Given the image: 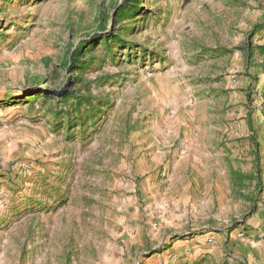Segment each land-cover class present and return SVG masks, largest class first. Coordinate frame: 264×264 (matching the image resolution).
Wrapping results in <instances>:
<instances>
[{
	"label": "rangeland",
	"instance_id": "rangeland-1",
	"mask_svg": "<svg viewBox=\"0 0 264 264\" xmlns=\"http://www.w3.org/2000/svg\"><path fill=\"white\" fill-rule=\"evenodd\" d=\"M123 1L0 0V264H264V0Z\"/></svg>",
	"mask_w": 264,
	"mask_h": 264
},
{
	"label": "trees",
	"instance_id": "trees-1",
	"mask_svg": "<svg viewBox=\"0 0 264 264\" xmlns=\"http://www.w3.org/2000/svg\"><path fill=\"white\" fill-rule=\"evenodd\" d=\"M140 6L137 4L136 0H124L122 7L118 10V16H124V15H130L133 11H135L136 9H138ZM120 33H115L113 34L109 39L110 41H116V42H120V38H119ZM104 41L107 42L108 39L106 36H103L100 38V41ZM92 47V44L85 46L84 50L82 51L83 48V44L79 45L78 48H76V50L71 53V51H69V59L66 61V66L70 65L71 67H75L78 63H80L79 57L80 55H83V53H85L86 51H88L90 48ZM253 51V47H247L246 49V53L248 55H251ZM83 67L79 68L78 71H81ZM60 94L67 96L68 92L66 90H63ZM264 102V100H263ZM262 117H263V121H264V108L262 109ZM254 146H255V150H254V156H255V160H258V151H257V146L258 144L256 143L255 139H252ZM259 179V178H258ZM258 184L260 185V183L258 182Z\"/></svg>",
	"mask_w": 264,
	"mask_h": 264
}]
</instances>
